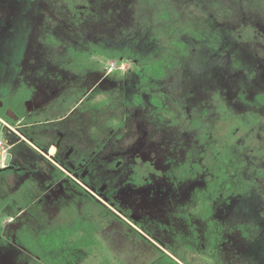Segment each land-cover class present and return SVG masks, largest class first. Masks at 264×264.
<instances>
[{"label": "rangeland", "instance_id": "1", "mask_svg": "<svg viewBox=\"0 0 264 264\" xmlns=\"http://www.w3.org/2000/svg\"><path fill=\"white\" fill-rule=\"evenodd\" d=\"M262 97L264 0H0V135L51 165L1 179L0 264H264Z\"/></svg>", "mask_w": 264, "mask_h": 264}, {"label": "flooded vegetation", "instance_id": "2", "mask_svg": "<svg viewBox=\"0 0 264 264\" xmlns=\"http://www.w3.org/2000/svg\"><path fill=\"white\" fill-rule=\"evenodd\" d=\"M0 109H4L7 116L11 112L15 116V119H12V121L16 124H21L26 120L21 114L20 107L15 105V103L11 106H6L5 103L0 102ZM30 146L27 142H23L22 146L18 147L15 155H9L5 161L0 160V169L4 170L0 173V184L2 183L1 179L7 177L9 180L7 182L8 185L11 186L14 183L17 190L20 191L27 183L35 181V179L39 178L41 181L48 179V168L51 165L40 156V149L33 144H30ZM9 157H11L10 160H8ZM67 158L71 159V156H67ZM84 166L85 162L80 160L73 163L69 169L70 171L79 172ZM3 184L0 186V191L4 188L2 187Z\"/></svg>", "mask_w": 264, "mask_h": 264}, {"label": "trees", "instance_id": "3", "mask_svg": "<svg viewBox=\"0 0 264 264\" xmlns=\"http://www.w3.org/2000/svg\"><path fill=\"white\" fill-rule=\"evenodd\" d=\"M147 72L151 78L154 80H160L164 77V70L163 68L159 67L158 62H154L149 66L147 69ZM262 101H264V97H262ZM4 118H6L8 121L13 122L9 117L6 116V114L3 115ZM88 196L93 198L94 200L98 201L95 199L88 191L82 189ZM71 230L68 228H58L55 231H52L48 233V235L45 238H41L36 244H39V247L42 248L43 250H47L48 252H57L60 251L61 249L65 248L67 245V241L71 235ZM142 236V235H140ZM142 238H144L142 236ZM86 241H81L80 243H75L72 244L73 247L78 248L81 246H86ZM164 254V259L172 264H177L173 259L168 257L167 255Z\"/></svg>", "mask_w": 264, "mask_h": 264}, {"label": "snow or ice", "instance_id": "4", "mask_svg": "<svg viewBox=\"0 0 264 264\" xmlns=\"http://www.w3.org/2000/svg\"><path fill=\"white\" fill-rule=\"evenodd\" d=\"M61 38L57 37L56 39H50L47 41V44L49 46V51L52 52L53 50H59L63 52V49L61 48V44L58 42ZM238 70L243 71L242 69ZM125 140L129 145H132L135 143V137L134 136H127L125 137ZM188 179H195V177H188ZM239 225L238 231L241 233L245 232L246 230H250L252 226V222L247 217H240L237 216L233 221V226Z\"/></svg>", "mask_w": 264, "mask_h": 264}, {"label": "built area", "instance_id": "5", "mask_svg": "<svg viewBox=\"0 0 264 264\" xmlns=\"http://www.w3.org/2000/svg\"><path fill=\"white\" fill-rule=\"evenodd\" d=\"M0 122L4 127L10 128L8 124H6L4 121L0 119ZM8 157L7 155V147L6 142L4 138L0 135V160L5 161V159Z\"/></svg>", "mask_w": 264, "mask_h": 264}, {"label": "water", "instance_id": "6", "mask_svg": "<svg viewBox=\"0 0 264 264\" xmlns=\"http://www.w3.org/2000/svg\"><path fill=\"white\" fill-rule=\"evenodd\" d=\"M8 117H10L11 119H15V116L11 112L8 114ZM10 158L11 157H9L8 160H10ZM3 171H4L3 169H0V173L3 172ZM134 218L136 219L137 217L135 216Z\"/></svg>", "mask_w": 264, "mask_h": 264}]
</instances>
